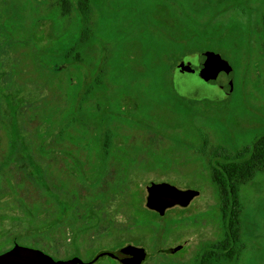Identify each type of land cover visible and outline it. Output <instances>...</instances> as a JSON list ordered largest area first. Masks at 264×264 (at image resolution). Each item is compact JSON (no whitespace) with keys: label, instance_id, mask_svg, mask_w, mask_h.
<instances>
[{"label":"rangeland","instance_id":"rangeland-1","mask_svg":"<svg viewBox=\"0 0 264 264\" xmlns=\"http://www.w3.org/2000/svg\"><path fill=\"white\" fill-rule=\"evenodd\" d=\"M59 8L60 0H0V252L15 237L55 259L87 262L136 240L142 264L190 263L221 235L209 165L264 132V0H99L84 43L79 16ZM76 42L82 61L69 64L62 56ZM203 48L229 71L208 84L172 73V54ZM197 62L192 53L189 65ZM184 82L201 90L181 94ZM30 158L46 164L51 196L27 176ZM149 181L198 195L151 220L140 216ZM59 182L62 219L52 227ZM240 195L244 248L229 264H264V171Z\"/></svg>","mask_w":264,"mask_h":264},{"label":"trees","instance_id":"trees-1","mask_svg":"<svg viewBox=\"0 0 264 264\" xmlns=\"http://www.w3.org/2000/svg\"><path fill=\"white\" fill-rule=\"evenodd\" d=\"M93 3L97 4L99 3V0H60L59 12H61V15L64 16L68 14V10L71 8L79 16V22L85 27L84 29L82 28V31L78 34L77 41L79 43H84L90 40L89 37H87V34H85V32L88 31L85 20L89 18ZM261 21L264 29V12L262 14ZM13 25H17V23H13ZM75 46L76 47L70 45V47L67 48L63 53V59L69 64H80L82 61L77 42ZM261 47L264 54V38ZM200 50H204V48L196 51H187L179 54L178 56L172 54L170 57L172 73L175 71L177 64L183 58L186 57L188 59L192 53H201ZM6 99L8 98L6 97ZM190 101L191 103L196 102L192 100ZM111 139V134L109 132H104L103 147L109 149ZM13 152L14 147H12V151H10L7 156L13 154ZM215 157H218V155ZM263 171L264 132L255 139L250 149H245L237 153L235 156L227 158L225 162L209 165L210 180L215 187V193L218 200L221 235L217 241L203 245L195 255L194 259L190 263L186 264H229L238 260L240 253L244 248V243L241 238V216L244 209V203L240 195V188L245 183L251 181L257 173H261ZM35 178L39 183H41L42 179L39 177V175L35 176ZM168 211H170V209L166 210L165 214ZM142 215L147 217L150 216L152 218L151 220H162L164 217H160L156 213L143 207L140 209V216ZM42 226L45 228L46 225L43 224ZM51 226H54V219ZM39 231H41L39 227H32L30 234L36 235L41 233ZM12 240L13 241L10 242L11 245L19 241V239L15 237ZM131 243L138 244L136 240L127 242L120 241L118 242V247L135 246Z\"/></svg>","mask_w":264,"mask_h":264},{"label":"water","instance_id":"water-1","mask_svg":"<svg viewBox=\"0 0 264 264\" xmlns=\"http://www.w3.org/2000/svg\"><path fill=\"white\" fill-rule=\"evenodd\" d=\"M196 56L198 62L194 66L189 65L188 59L185 57L177 64L175 71L178 74L196 75L206 83H209L211 79L214 80L211 75L215 76L221 69L223 72L229 71L221 63L220 56L212 51H203ZM144 189L146 192L145 208L160 217L164 216L166 210L173 207H187L191 200L198 195L195 190H180L164 182L149 181L145 184ZM179 248L180 246H176L171 249V252H175ZM104 258H110L118 264H142L146 259V251L140 246H123L114 251H100L90 261L84 262L78 257L55 259L39 249L14 244L0 253V264H93Z\"/></svg>","mask_w":264,"mask_h":264},{"label":"flooded vegetation","instance_id":"flooded-vegetation-1","mask_svg":"<svg viewBox=\"0 0 264 264\" xmlns=\"http://www.w3.org/2000/svg\"><path fill=\"white\" fill-rule=\"evenodd\" d=\"M183 74H186V73H183ZM180 79V78H179ZM182 80V79H181ZM183 80H185V78L183 79ZM188 81V80H187ZM204 83H206V81H203ZM206 84H208V82L206 83ZM184 85L185 86H182V87H179V86H177V91L179 92V93H184L185 95H187L186 94V92L184 91V90H182L183 89V87H186L187 88V90H189V92L190 91H196V90H201V88H196L195 86H194V84H190L191 86H189V84H188V86L186 85V82H184ZM13 155H15L14 153H13ZM26 163H28V168L27 169H29V171L27 172V176H29L34 182H35V184L36 185H38V186H42L44 189H45V191H46V194H49L50 196H51V191H50V189H49V187H48V184H46V179L45 178H48V176H47V172H46V164H44L42 161H41V159L39 160V161H34L33 159H26V161H25ZM15 165H16V158L13 156V159H12V162L10 163V169L9 170H12V169H14L15 168ZM37 172V173H36ZM24 173V172H23ZM24 175H26L25 173H24ZM37 175H39V177L42 179V181H41V183H39L37 180H36V178H35V176H37ZM49 179V178H48ZM6 180H7V188L9 187V189L12 191V193L13 194H16V185L14 186V185H10V184H12V183H14V182H12L13 181V173L12 172H8L7 171V178H6ZM9 180V181H8ZM10 185V186H9ZM59 185H60V182H59V184H57V183H53V187H54V191H55V194H54V196H55V201L57 202V206L55 207V215H54V226H58L59 225V223H60V221H61V219H57L56 218V212H57V210L59 209V207H60V200H59V195H58V193H60V190H59ZM1 187V186H0ZM174 208V207H173ZM180 208V207H179ZM186 208V207H185ZM41 212H42V210H41ZM40 214V213H39ZM38 214V215H39ZM44 225H46L45 226V228H49L50 227V225H51V222L50 223H48V224H46V223H43ZM13 239V238H12ZM11 239V241H13ZM14 244H20V245H22L21 243H20V241H18L17 243H13L12 245H11V247L14 245ZM24 246V245H23ZM28 247H30V246H28ZM10 248V247H9ZM8 248V249H9ZM31 248H34V247H31ZM35 249H37V248H35ZM7 250V249H6ZM6 250H4V251H6ZM4 251H2V252H4ZM2 252H0V253H2ZM46 253V252H45ZM47 254V253H46ZM49 255V254H48ZM232 263V262H231Z\"/></svg>","mask_w":264,"mask_h":264}]
</instances>
